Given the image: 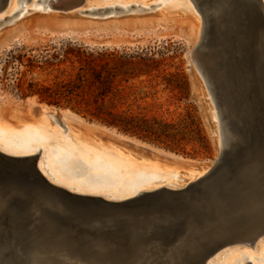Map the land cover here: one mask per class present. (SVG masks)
Masks as SVG:
<instances>
[{
    "label": "water",
    "instance_id": "obj_1",
    "mask_svg": "<svg viewBox=\"0 0 264 264\" xmlns=\"http://www.w3.org/2000/svg\"><path fill=\"white\" fill-rule=\"evenodd\" d=\"M192 1L203 20L193 57L221 129L211 169L181 189L110 200L0 151V264H206L264 234V1Z\"/></svg>",
    "mask_w": 264,
    "mask_h": 264
},
{
    "label": "rangeland",
    "instance_id": "obj_2",
    "mask_svg": "<svg viewBox=\"0 0 264 264\" xmlns=\"http://www.w3.org/2000/svg\"><path fill=\"white\" fill-rule=\"evenodd\" d=\"M35 1L22 5L19 0L23 11L0 25V109L5 115L32 118L45 104L57 109L49 112L52 127L65 130L77 124L58 112L66 109L87 123L158 149L163 159L167 153L201 162L215 158L209 126L193 97L187 56L191 39L186 28L198 14L192 0H184L182 11L167 9L171 0H130L151 8L119 15L105 10L119 0L91 5L79 0L81 5L68 11ZM92 6L100 7V13L90 14ZM7 8L1 7L0 16L12 13ZM168 12L174 15L172 22L161 23ZM263 242L264 236L255 246L226 247L210 261L241 247L253 252L256 259L251 260L257 263L264 257L258 251Z\"/></svg>",
    "mask_w": 264,
    "mask_h": 264
},
{
    "label": "bare ground",
    "instance_id": "obj_3",
    "mask_svg": "<svg viewBox=\"0 0 264 264\" xmlns=\"http://www.w3.org/2000/svg\"><path fill=\"white\" fill-rule=\"evenodd\" d=\"M99 1L100 0H84L82 4L87 3L91 5ZM18 2L19 0H11L10 3L8 2L9 4L7 6L9 8L7 9L13 11L9 16H0V25L6 23L7 18L12 19L15 15L23 11V6L18 7ZM26 2V0H22V5ZM35 2L49 3L53 9L59 8L65 11L81 5L79 0H36ZM128 2H130V0H119V3H112L108 5L105 10H115L117 11L116 13L119 12L115 15H119L123 12L127 14L131 10L145 11L151 8V6H148L145 2ZM166 5L167 9L173 10L177 8V10L182 11L185 6H187V3L184 0H171ZM1 7L0 4V9ZM39 7L41 10L44 9L43 6ZM100 10V7L92 6L88 12L90 14H99ZM28 11L29 9H27L24 14ZM170 12L164 13L163 19L160 21L161 23L170 24L172 22L171 16L174 15H170ZM197 13L195 18L192 19L191 26L186 28V32L190 34L189 38L191 39V48L187 56L192 66V75H190L193 77V94L194 97L196 96L195 98L199 99L198 102L202 107L203 115L205 116L204 119L209 126L216 153H218L221 143L218 109L209 91L206 80L201 74L193 57V50L201 41L203 29L202 15L199 10ZM22 17L23 16H21L17 22L20 21ZM50 111L56 112L57 109H52L48 105L41 104L40 113L35 114L32 118L18 116L15 119H10L0 109V133H4L6 136L14 134L20 135L17 137L19 142H16L17 147L26 151H48L50 154L49 163L56 167V172L64 170L72 176L76 175L81 178L78 182L79 184L75 185L79 193L102 195L104 198L110 200H124L138 195L141 193L140 191H153L161 187L181 189L204 176L213 165V160L201 162L168 153L166 154L168 158H160L158 156L159 154H156L158 149L149 148L143 143L106 128V126L87 123L83 118L66 109L58 112H60L65 120L77 124L66 127L65 130L62 127H52L53 124H49ZM8 154L10 155L11 153ZM80 163L88 168L86 174L83 173L78 175L75 172L76 167H78ZM35 165L36 167L38 165V170L44 176L52 180L42 166V159L39 161V164ZM51 182H53V180ZM146 182L150 183L145 186ZM91 187L97 190L90 189ZM69 188L72 189L71 187ZM263 236L264 234L258 237L253 244L236 243L229 246L254 245ZM258 251L264 254V242L259 246ZM239 256L240 255L231 256L225 264H234ZM249 257L252 260L255 258L253 257V252H249ZM262 257L263 256L260 257L261 260L258 258L259 262L257 263L255 258L254 262L256 264H264V257ZM208 262L206 264H208ZM243 263L244 262L241 260L239 264Z\"/></svg>",
    "mask_w": 264,
    "mask_h": 264
},
{
    "label": "flooded vegetation",
    "instance_id": "obj_4",
    "mask_svg": "<svg viewBox=\"0 0 264 264\" xmlns=\"http://www.w3.org/2000/svg\"><path fill=\"white\" fill-rule=\"evenodd\" d=\"M19 136L20 135H18V134L6 136L4 133H0V151H2L4 153L6 152V154L11 153L10 155L15 154V155H23L22 157H32L35 164H39V161L42 159L43 168L47 171V173L49 174V176L53 180V182H51L52 180H49L48 177L44 176L48 181H50L52 184H54L58 187L66 189L68 191L72 190L71 192H74V193L78 192L77 191L78 189L75 187V185L79 184L78 182L81 179L80 177H77L76 175L72 176L71 174H69L68 172H65L64 170H62L60 172H56V167L49 163L50 154L48 151L42 152L41 150H38L35 153L29 154V152L31 153V151H26L22 148L17 147L16 142L19 143L18 138H17ZM13 151L19 152V153H14ZM41 153H42V156H41ZM37 167H38V165H37ZM87 171H88V168L83 166L81 163L78 164V167H76V169H75V172L78 175L83 174V173L86 174ZM150 182H146L145 186H147L148 183H150ZM69 187H71L72 189H70ZM90 189H96V188L91 187ZM104 190H106V189H104ZM99 191H100V189H99ZM140 192H142V191H140ZM78 194L90 195V194L79 193V192H78ZM91 195L103 197L102 195H96V194H91ZM247 246H255V244L254 245H247ZM230 249L223 251L222 255L218 256L217 259L214 261V263H213V261H212L213 259H212L209 264H225L227 262V260H229V258L231 256H234V255H240L239 256L240 258L238 257L234 264L240 263V261L242 260V257H241L242 254H243L245 264H255L254 261L249 259L250 258L249 257L250 251L245 250L244 248H241V247H233L231 250ZM221 260H223L222 263H219Z\"/></svg>",
    "mask_w": 264,
    "mask_h": 264
},
{
    "label": "trees",
    "instance_id": "obj_5",
    "mask_svg": "<svg viewBox=\"0 0 264 264\" xmlns=\"http://www.w3.org/2000/svg\"><path fill=\"white\" fill-rule=\"evenodd\" d=\"M108 124H110V125H115V126H117V127H126V126H124L123 124H121V123H117V122H108Z\"/></svg>",
    "mask_w": 264,
    "mask_h": 264
}]
</instances>
